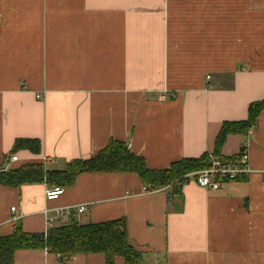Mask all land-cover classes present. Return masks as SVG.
Listing matches in <instances>:
<instances>
[{
  "label": "crops",
  "instance_id": "crops-1",
  "mask_svg": "<svg viewBox=\"0 0 264 264\" xmlns=\"http://www.w3.org/2000/svg\"><path fill=\"white\" fill-rule=\"evenodd\" d=\"M262 101L264 0H0V168L18 139H38L41 151L19 152L12 166L46 170L115 139L148 169H168L214 153L222 125ZM247 142L252 174L215 191L194 177L170 198L135 173L82 174L55 201L47 183L0 186V236L44 234L46 210L72 208L57 227L124 219L141 264H264V111L221 156ZM15 264L106 262L24 250Z\"/></svg>",
  "mask_w": 264,
  "mask_h": 264
},
{
  "label": "trees",
  "instance_id": "trees-1",
  "mask_svg": "<svg viewBox=\"0 0 264 264\" xmlns=\"http://www.w3.org/2000/svg\"><path fill=\"white\" fill-rule=\"evenodd\" d=\"M263 111L264 101L256 102L250 105L246 121L225 122L216 138L213 154L222 157L228 136H247L257 125ZM21 151L38 155L41 142L38 139L16 140L6 162ZM210 165L209 154H205L200 158L177 161L168 169L150 170L142 157L131 152L128 142L111 139L109 145L96 156L74 160L64 170H46L43 163H27L0 171V186L20 188L47 183L64 189L75 184L76 179L85 173H135L150 192L171 188V198L180 194L181 187L192 176L197 178L196 174ZM24 250H45L63 262L77 255L99 254L104 256L106 264H116L118 258L126 264L142 263L141 254L128 240L124 219L95 224L73 221L47 235L28 234L21 227H15L11 235L0 236V264H15L16 253Z\"/></svg>",
  "mask_w": 264,
  "mask_h": 264
},
{
  "label": "built area",
  "instance_id": "built-area-1",
  "mask_svg": "<svg viewBox=\"0 0 264 264\" xmlns=\"http://www.w3.org/2000/svg\"><path fill=\"white\" fill-rule=\"evenodd\" d=\"M41 98V95H38ZM254 127L248 132V136L253 135ZM210 167L196 174V181L201 188L218 190L222 183L239 181L252 174L253 170L250 165V154L248 152V142L244 143L241 152L235 157H218L213 153L209 154ZM18 156H12L9 161L0 168V171H7L18 161ZM146 191H148L146 189ZM64 194V189L55 187L46 191V199L55 201ZM72 208L46 210V231L47 235L50 231L57 228L56 223L64 218L72 216ZM87 210L86 206L77 208L76 213L82 214ZM16 211V207L12 208V212ZM74 257H71L73 259Z\"/></svg>",
  "mask_w": 264,
  "mask_h": 264
},
{
  "label": "rangeland",
  "instance_id": "rangeland-1",
  "mask_svg": "<svg viewBox=\"0 0 264 264\" xmlns=\"http://www.w3.org/2000/svg\"><path fill=\"white\" fill-rule=\"evenodd\" d=\"M190 179H194V177L192 176Z\"/></svg>",
  "mask_w": 264,
  "mask_h": 264
}]
</instances>
